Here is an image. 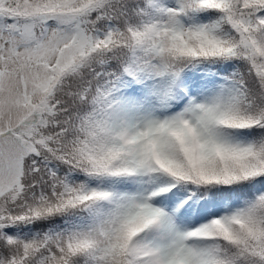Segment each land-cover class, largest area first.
I'll list each match as a JSON object with an SVG mask.
<instances>
[{"label": "snow or ice", "instance_id": "1", "mask_svg": "<svg viewBox=\"0 0 264 264\" xmlns=\"http://www.w3.org/2000/svg\"><path fill=\"white\" fill-rule=\"evenodd\" d=\"M0 264H264V0H0Z\"/></svg>", "mask_w": 264, "mask_h": 264}]
</instances>
